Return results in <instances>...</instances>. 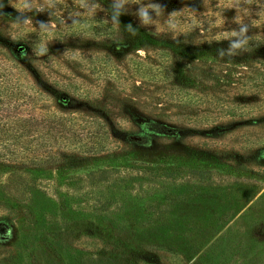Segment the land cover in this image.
<instances>
[{"label": "rangeland", "instance_id": "1", "mask_svg": "<svg viewBox=\"0 0 264 264\" xmlns=\"http://www.w3.org/2000/svg\"><path fill=\"white\" fill-rule=\"evenodd\" d=\"M143 1L160 6L147 25L131 1L0 0V37L26 43L40 79L76 101L45 103L48 112L85 120L78 101L106 89L132 135L141 119L158 124L152 137L71 166L0 162V264H264V64L232 60L230 35L264 21V8ZM263 21L245 37L264 38ZM140 59L155 75L134 74ZM169 66L188 90H172Z\"/></svg>", "mask_w": 264, "mask_h": 264}, {"label": "trees", "instance_id": "2", "mask_svg": "<svg viewBox=\"0 0 264 264\" xmlns=\"http://www.w3.org/2000/svg\"><path fill=\"white\" fill-rule=\"evenodd\" d=\"M122 2L131 1L141 8L143 0H119ZM244 0L241 7L247 9L261 10L264 8V0ZM138 10V9H137ZM132 9V11L137 12ZM153 14V12L151 11ZM256 21L247 24V32L257 27ZM264 23V21H263ZM244 27V26H241ZM240 27V28H241ZM240 31V29H239ZM113 37V28L107 32ZM239 33V32H238ZM246 33V32H245ZM242 37L237 38L241 39ZM248 43L245 48L232 49V60L249 64L256 62L264 64V38L261 35L247 36ZM222 39L221 43H229ZM225 44V43H224ZM113 45V42L110 43ZM230 45V43H229ZM128 47L127 45H124ZM16 49L13 41H4L0 37V162L14 167L46 168L56 166H71L75 162L101 154L112 155L118 150H122V143L129 144L131 139L142 137H152L154 131L151 128L155 125L151 120H143L136 124L138 131L136 134L128 131L118 123L112 115L115 110L126 113L122 100L116 98L113 90H100L94 92L95 96L90 98L91 92L87 93V99L78 101L80 107L84 108L89 117L85 120L77 119L73 116L75 111L66 110L48 112L44 108L45 103L50 102L54 107H62V103L68 101L71 106L75 101L73 95L67 89H57L43 82L36 69L27 60L28 45ZM110 47V46H109ZM112 47V46H111ZM123 48V47H122ZM9 49V52L6 50ZM121 57L122 54H117ZM112 57V55H110ZM110 57V58H111ZM109 58V64L118 66ZM99 60V59H98ZM141 68H135L134 74H154L143 67L144 61L140 59ZM264 66V65H263ZM173 67V66H172ZM171 66V88L188 90L186 85L176 82L177 77ZM117 83L120 75L117 67L113 70ZM168 72V70H166ZM255 73L260 71L254 70ZM30 73L38 88L34 87L35 94L24 93L22 81L26 79L24 75ZM155 75V74H154ZM23 76V77H22ZM111 74L104 75L109 80ZM115 80V81H116ZM124 79H122V82ZM104 82H108L105 81ZM108 94L113 96L109 97ZM115 96V97H114ZM76 102V101H75ZM76 104V103H75ZM76 106V105H75ZM128 113V112H127ZM160 130L166 126L160 125Z\"/></svg>", "mask_w": 264, "mask_h": 264}, {"label": "clouds", "instance_id": "3", "mask_svg": "<svg viewBox=\"0 0 264 264\" xmlns=\"http://www.w3.org/2000/svg\"><path fill=\"white\" fill-rule=\"evenodd\" d=\"M122 5L119 3L115 4V8L119 9ZM149 9H151L153 12L158 13L160 11V6L158 4H148L147 6L141 7L138 11V16L141 20V22L145 25L149 24V23H153V21L150 19L148 12ZM119 16V11H116L113 13L112 15V19L115 21V23L119 24V21L117 19V17ZM18 20H20V18H17ZM22 22V21H21ZM170 27H175L174 24L169 25ZM127 30H131V26L128 25L126 26ZM247 31V27H241L239 33L233 31L230 33L231 36L235 37V36H239L242 37L241 39H238L236 41L231 42V49H241V48H245L247 43H248V38L245 37V32Z\"/></svg>", "mask_w": 264, "mask_h": 264}]
</instances>
